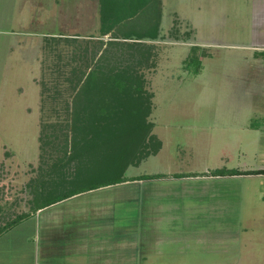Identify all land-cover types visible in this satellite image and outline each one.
Segmentation results:
<instances>
[{"label":"rangeland","instance_id":"1","mask_svg":"<svg viewBox=\"0 0 264 264\" xmlns=\"http://www.w3.org/2000/svg\"><path fill=\"white\" fill-rule=\"evenodd\" d=\"M26 1L27 21L20 31L42 35L25 39L26 79L22 74L14 81L6 73L1 82L9 96H0V231L34 209L53 189L54 179L61 180L60 190L75 185L74 163L66 162L74 151L69 130L72 116H66V103L72 104L92 70L88 89L93 92L85 89V96L106 95L111 88L108 75L103 74L109 68L130 66L142 76L150 94L147 121L153 124L150 134L162 148L127 166L124 173L134 177L161 169L167 177L163 181L172 174L196 176L199 180L184 179L195 190L184 187L188 194L183 197L189 200L195 191H202L199 200L205 206L179 219L194 238L188 250L165 249L160 241L155 252H142L133 263L128 253L126 263L264 264V184L256 176L244 175L246 167H256L263 160L264 57L257 52L264 47L256 43L260 30L240 20L245 18L241 5L235 0H215L213 7L205 4L198 23L195 17L180 15V10L189 11L185 0H147L150 10L142 16L146 27L139 33L142 19H128L125 13L145 0ZM148 26L152 30L146 33ZM139 34L141 38L136 39ZM106 48L109 54L118 52V59L114 54L102 59ZM139 53L143 61L136 63L132 57ZM193 56L201 61L198 74L192 73ZM83 90L84 86L82 94ZM105 111L103 119L112 112L109 107ZM52 131L55 137L48 136ZM146 141L154 150L155 141ZM102 146L92 147L89 154L99 174L101 166L110 164L112 154ZM221 168L244 173L237 179L214 175ZM170 181L182 182L180 178ZM128 207L126 221L135 222L136 208ZM170 211L176 217L170 218L169 227L176 237L182 236L177 230L178 210ZM17 231V237L23 234ZM198 236L203 237L201 241H194Z\"/></svg>","mask_w":264,"mask_h":264},{"label":"crops","instance_id":"2","mask_svg":"<svg viewBox=\"0 0 264 264\" xmlns=\"http://www.w3.org/2000/svg\"><path fill=\"white\" fill-rule=\"evenodd\" d=\"M185 1L189 4V11L185 12L188 15L179 9L180 15L188 19L189 16L195 17L198 23L201 21L199 15L202 17V8L204 9L205 4L213 7L215 2V0ZM236 2V5H241L245 10V18L239 19L245 22L244 25L248 24L250 28L255 26L260 30V40L256 43L264 47V0H235ZM26 5H28L26 0H0V96L1 94L9 96L8 89L1 84L6 73L14 81L16 76L25 75L23 71L28 65V61L23 60L27 44L25 39L42 35L35 32L24 34L20 31L25 26L24 20L27 21L24 12ZM257 53L264 57V50ZM33 62L36 63L35 60ZM14 91L12 87V92ZM33 91L32 88V93ZM22 92L19 95H22ZM261 125L260 127L264 128V124ZM263 138L264 136L260 137L261 140ZM262 158L264 160V151ZM263 160L260 163L257 161L256 167L253 165L246 167L248 170L244 169L246 172L244 175L260 178L261 185L264 184ZM253 170L262 172L257 173ZM153 174H161L162 177L89 189L46 206L39 205L35 210L26 211L20 218L11 222L13 223L11 226H6L0 232V264H127L128 253L132 254L128 260L133 263L142 256L140 255L142 252H155L157 242L160 241L164 242L165 249L176 247L179 252H185L194 238L189 235V230L183 228V223L179 219L188 211L200 212L205 203L199 200L202 191L200 193L195 191L189 200L184 199L183 196L188 192L183 188L195 190L185 182H188V178L199 179L187 174H180V177H175L178 174H172L171 179L180 178L182 182L171 184V179L163 181L167 177L161 169H156L148 175ZM241 175L243 174H233L229 177L237 179ZM54 187L50 192L59 193V187L58 190ZM174 194L175 198L172 196ZM262 199L264 200V196ZM191 202L196 205L190 206ZM129 205L133 207L132 209L136 208L135 222L126 221V207L129 210ZM171 209L178 210L180 216L177 217L179 222L177 230L182 236L176 237L169 227L170 218L176 217L172 216ZM195 227L196 224L193 228ZM17 229V235L23 231L19 237L14 234ZM202 238L198 236L194 241L200 242Z\"/></svg>","mask_w":264,"mask_h":264},{"label":"trees","instance_id":"3","mask_svg":"<svg viewBox=\"0 0 264 264\" xmlns=\"http://www.w3.org/2000/svg\"><path fill=\"white\" fill-rule=\"evenodd\" d=\"M146 1L147 0L142 3L138 2L139 4H136L137 6L134 5L133 10H127L125 13L126 18L131 19L134 16H137L142 19V16L146 15V12L150 10V7L145 6ZM146 22V18L142 19V22H140L139 26L142 28L137 30L139 33H143V30L146 27ZM148 27L149 28H146L144 32L149 33L152 30L151 26ZM140 35L141 34L137 35L135 38L140 39ZM113 44L123 45L124 43L113 42ZM193 47L196 48L195 46ZM106 50V54L101 57L102 59L107 57V54L117 55L116 59H118V52H112L109 54L111 52L110 48H106ZM139 54V56L134 55V57H132L136 63H141L143 61L142 54ZM127 59L131 60V58ZM192 59L195 61L192 73L198 74L201 69V61L199 57L196 56H193ZM98 62L100 61L98 60L97 63ZM114 69L115 68H109V72L103 74L104 76L108 75L107 81L111 88L105 91L106 95H104L105 93H101V95L97 96L84 95L85 89H87L89 94L93 92L88 89L90 84L88 81L93 78L95 72V70H92L89 73L92 77L89 76V80L81 85L78 90V95L74 96V99L72 100V104L69 106L66 103V116H72L71 127L69 130H71L73 140V148L71 149H74V151L70 153L71 155L67 156L66 162L71 164V166L72 162L74 163V166H72L73 170L71 177L73 178L72 181L75 185L67 190H60L59 193L53 194L48 191L45 196L43 195L41 199L38 200L35 207L39 205H41L40 207L46 206L54 201L65 199L73 194L89 189L127 181L149 180L162 177L161 174H145L130 178L124 176L127 166H135L148 154H154L159 148L160 143L153 134H150L153 124L147 121V116L150 112L151 101L150 94L146 92L143 87L144 80L142 76L138 74L135 68H131L130 66L124 70ZM83 86L84 90L82 94L81 91ZM90 104L93 105V108L87 106ZM107 107L112 111L111 116L107 119H103V116L106 115L105 109H107ZM121 123H123L122 127ZM66 126L68 127L70 124L66 123ZM53 132L54 131H52L51 134H48V136L55 137L57 134H54ZM146 139L155 141L154 150L148 148L149 144ZM75 145L77 146V149L74 148ZM100 146L104 147L105 150L107 149L108 152H112L109 158L110 164L107 166L103 165V167L101 166L99 168L100 172H102L101 174L96 172L97 168L91 159L92 155H89L91 154L90 149H92V147L97 148ZM55 159L57 160L58 158ZM57 162H59V160H57ZM54 164H56L55 161L52 165ZM53 170L56 172L59 168L56 167V170L54 168ZM255 172L258 173L262 171ZM241 173L242 172H239L236 169L214 170V175L216 176ZM180 176V174L175 175V177ZM52 185L55 186V190H58V187L62 185V182L60 179H54ZM35 209L36 208L33 210ZM12 224L13 223H10L8 226H11Z\"/></svg>","mask_w":264,"mask_h":264}]
</instances>
